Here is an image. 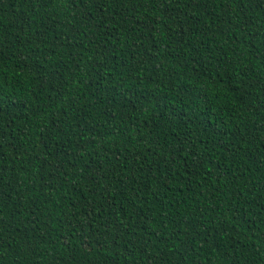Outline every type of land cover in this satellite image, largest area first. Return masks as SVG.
<instances>
[{"label":"trees","instance_id":"trees-1","mask_svg":"<svg viewBox=\"0 0 264 264\" xmlns=\"http://www.w3.org/2000/svg\"><path fill=\"white\" fill-rule=\"evenodd\" d=\"M0 264H264V0H0Z\"/></svg>","mask_w":264,"mask_h":264}]
</instances>
